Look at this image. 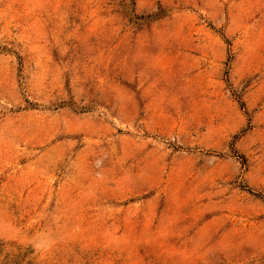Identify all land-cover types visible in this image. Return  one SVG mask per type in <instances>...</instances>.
Returning a JSON list of instances; mask_svg holds the SVG:
<instances>
[{
    "label": "rangeland",
    "instance_id": "1",
    "mask_svg": "<svg viewBox=\"0 0 264 264\" xmlns=\"http://www.w3.org/2000/svg\"><path fill=\"white\" fill-rule=\"evenodd\" d=\"M0 264H264V0H0Z\"/></svg>",
    "mask_w": 264,
    "mask_h": 264
}]
</instances>
